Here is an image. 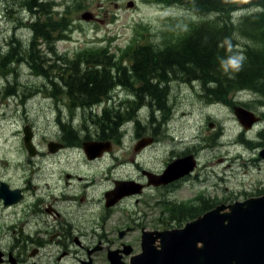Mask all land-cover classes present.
Masks as SVG:
<instances>
[{"label":"rangeland","instance_id":"obj_1","mask_svg":"<svg viewBox=\"0 0 264 264\" xmlns=\"http://www.w3.org/2000/svg\"><path fill=\"white\" fill-rule=\"evenodd\" d=\"M130 1H134L136 7H128ZM55 2L58 4L56 6L59 9V14H57L56 17L53 15V18H57V20L59 17H65L61 15V10L63 9V12H67L65 8L68 9L69 5L71 6L73 12L69 10L68 17L72 18L70 26L67 29L68 32L63 33L61 40L58 38L57 42H53V51H51V41L48 43L41 41L39 42V46H37V41H35L34 46H37V48L35 50L34 47V50L31 51V44L35 36L31 24L36 21L38 15L34 12L33 14L27 13V10H23V8H25L24 5L22 8L21 5L14 4V0H0V55H3L0 56V63L6 54L10 56L13 51L17 54V58H15V54H12L14 61L11 60L9 64L8 59L7 62H3L5 68H0V178L4 181L7 174H9L7 168H11L7 162L12 161L11 154L15 156V151H18V156L27 126H29L33 132V136H31V144H33V146H31L28 151L30 152L31 149H34L35 152L39 150V152L42 151L43 154L48 150L47 146L50 142H53V146H55V142L61 137H64L66 131L62 128V124L66 125L67 131L74 130L80 137L98 136L100 130H98L95 125L92 128L91 126L87 128L88 122L84 121L83 118V115L91 113V107L94 108L96 105L90 103L86 106L85 110H77L74 109L73 106H70L67 101L69 99L61 100L59 103L61 94L59 98L55 97L57 98V104L55 103V98H53V85L51 82L55 84L59 82L57 86H61V78H63L64 82V77L66 76L65 66H67V60L73 58V54H75L76 50L79 52V49H81V54H83V49L88 50V54L84 56L79 54V60L83 61V63L85 61L87 62L86 59L88 57L99 58V55H104L108 59L113 58V53L118 52L119 49L123 50L126 45L128 46L131 38L134 39L135 36H137V30L139 33L143 31V26H145V32L149 30L147 34L144 32L145 36H147V40L143 42H145V44L146 42L149 43L151 39V44H159L161 48H164L169 42V37L164 33L176 32L175 28H177L178 20L181 19L179 16H183V11H185L180 3L169 5V7L165 6L162 0H157V3H155V0H153V3L151 0H51V3H53V12L57 11L54 5ZM59 2L61 3L60 6ZM46 10L47 8L45 7V12ZM242 10L243 9L233 14L231 13V18L235 20V14H239L240 16L249 14V10L246 12ZM259 12H261V9L258 7L251 8V13ZM85 13H91V22L82 20V16ZM185 14L189 16V18L185 16L184 22L185 26H188V23H191L190 21L194 19V16L188 11L185 12ZM93 15L95 17L94 20ZM49 16L51 17V14ZM175 16H177V18H175ZM197 17L198 20L196 19L193 22L205 23V18H207L209 22L216 18L217 15ZM201 18H203L205 22H203ZM224 21L231 25L230 20L227 18L223 19L220 23ZM25 22H29V24H25ZM167 26H169V28H167ZM173 26H175V28H173ZM171 28H173V30H171ZM235 34L237 36V33ZM238 38H240V36ZM236 40L238 42V39ZM244 42L243 44L238 42L236 45L238 51H245L243 47ZM106 46L111 49H107ZM157 50H159L158 54L159 52L163 53V50L160 48H157ZM49 51L51 55H49ZM155 52L156 50L153 51V53ZM33 56L35 57L33 58ZM115 57V59L113 58L112 65L116 69L107 67V70L113 75L114 73H119L120 76L121 71L125 69L127 70V75L129 76L130 73L131 76L129 79L131 88H129V84H127V88H129L133 94H131V92L127 94V90L123 87V90H125V98H127V96L131 98V100H129V98L125 100V98H123V104L128 101L134 104L137 102L139 94L144 93L142 104L146 107L142 105L139 110H137L139 114L135 112V114H137V116H135V114L128 115L127 110L130 111V106L125 105L121 107V110H125V112H121L117 105L119 118L122 116L123 118L121 119L123 122H121L119 126L117 135L115 136V134H113V138H115V140L121 138L119 142L121 146L124 144L125 148H121L119 151L114 152L113 156L115 160H110L109 166H107L108 163L103 164V172L107 170L105 174L100 170L101 178L105 176V180L103 181H106L107 176L111 177L113 175L117 177L119 170H121V174H123V176H119V180L132 179L133 174L137 175V178H140L142 177L140 174L142 169L151 173V176H161L167 171L168 166L178 161L179 158L191 159L194 157L195 160H191V163L195 162V169H197L186 175L188 177L184 176L171 183H167L163 185L165 188L162 187V189L159 187H151L146 195L151 201V210L153 211L155 209L154 203L158 198L161 200L167 198V208H164V206L161 207L163 208V210H161L162 213L165 212L163 217L167 221V224H170V215L177 212L173 206H175V208L179 206L181 210H179L177 214L185 216V214L188 215V213H186L188 209L195 207L199 208L200 205H198V203L201 202L202 199L209 200V197H214L213 199L218 203V201L223 198H232V201L236 203L239 202V200H249L252 193H258L260 191L259 189H264V160H261V158H263L261 155L264 152V123L262 122L259 124L258 128H252L251 132H246L245 126L241 122V120L247 122V118L251 119L249 112L256 115L259 113V115L264 114V93L262 95L243 89L231 91L227 96L228 98L223 100V102H221V100L210 101L207 89L215 85L209 83L204 84L200 79H196L201 73V71L199 72L198 70L194 73L195 78L191 79L193 82L183 81L185 79H183L182 76L174 80L171 74H169L171 78H169L167 74H165L167 78H163V75L159 74V76H149L148 80L147 76H143V78L147 80V82H144L147 86L145 87V91L142 90L139 92L141 84H143V79L141 78V80H139L133 75V70L131 68L133 62L127 63L129 62L128 59L127 62H125L123 57L119 54H115ZM76 58L77 54H75V59ZM158 58L159 60L156 61L158 63L161 62L158 67H163V55H159ZM54 60L57 66L54 64L53 70H55V72H51V64L54 63ZM121 62L123 63L121 64ZM70 63L71 60H69V64ZM3 64L1 66H3ZM127 64L129 68H127ZM41 66H43V68L41 69V74H39V68H41ZM80 70L84 71L83 67ZM96 70L99 72V78L88 77L85 79L86 82L94 79L99 82L100 80H104V70L101 69V67H97ZM100 70H103V72ZM64 72L65 75L63 76ZM107 82H109V80H107ZM117 82H119V78H117ZM145 84H143V86H145ZM115 86H117V84H115ZM133 86H135V88H133ZM119 90H121V88H119ZM123 90H121V96H123ZM133 90H137L139 94ZM61 91L63 92V86H61ZM66 91L67 89L65 92ZM134 93L137 96H135ZM10 94H15V96ZM113 94H115V90H113ZM22 96L23 100L21 99ZM121 96L119 103H121ZM63 97H65L64 92ZM111 97L113 98V96ZM83 100V102L87 101V97L83 96ZM115 100L117 102L116 96ZM92 101L94 102L93 99ZM113 104L115 103L113 102ZM109 106H111V102ZM241 107L243 108V112H239V108L241 109ZM95 108L96 110L94 112H98L97 108H100V106L98 105ZM235 108H237V110H235ZM113 110H115V107H113ZM117 110H115V116L117 115ZM167 110L169 112H167ZM245 110H247V112ZM235 112L242 114L241 120L236 117ZM245 114L247 118H243ZM125 116L133 118L135 123L133 120H129L127 117L125 118ZM153 116L155 119L154 123H152ZM113 120L115 121V119ZM117 122H119L118 119ZM136 124H139V126L136 127ZM107 126L109 127L108 124ZM141 126L143 128H141ZM112 128L113 126H111V129ZM147 128H151V130H149V138H147L150 141L147 142L145 146L152 147L149 149V152H145L143 158L139 161V166L142 167L140 169L137 166V160H139V158L136 157L135 163L131 162L132 158H134L133 147L137 143V140L140 141L136 146L140 147L141 142L145 140V134H147L145 130H147ZM28 129L29 128H27V130ZM31 130H29L30 134ZM107 130H105V136H107ZM135 130H137V132H135ZM253 130L256 131L253 132ZM137 133L141 134V136L136 137ZM259 133H261V137L257 136ZM119 134H121V136H119ZM151 134H156L157 137H155V139L150 138ZM109 136H111L110 130ZM109 136H107V144H109ZM33 138H35V140H33ZM155 140L159 142V144L154 145L153 142H155ZM101 144H103V142H101ZM107 144H105V147ZM25 145L26 144L23 142V146ZM69 147L72 152L77 153V150L73 149L70 143ZM25 150H21V154L23 155L22 157L19 156L22 161L26 155ZM28 151L27 158H29ZM140 151L141 147L137 152ZM39 152L38 155L34 156V154V157H32L38 160L40 169L37 168V174L34 173L35 171H30L31 169L35 170V168H31V166H33V164L37 166L36 160V162L29 164V169H24L25 174H21V178H25L24 181L29 180V178L33 180V175L31 174V172H33L35 174V182H37L38 175L41 188H43L44 184L48 182L47 177L52 176L51 164L49 163L51 162V158L49 156L48 162L46 159L47 156L43 158V154H41V158L39 159ZM194 152L197 154H193ZM17 156H15V164H17ZM72 157L70 153L64 158L61 164H59V161L54 162V164H58L56 168L58 170H60L61 167L71 169L74 162ZM27 158H25V164ZM120 161H125L124 166ZM15 164L13 165V169L15 168ZM111 164L113 165L111 166ZM105 166H107V168ZM121 166H123L122 169ZM135 166H137V170H135ZM110 167L115 170L113 174H109ZM149 168L151 170H149ZM124 170L127 174L123 172ZM115 172H117V174H115ZM66 173L68 174V172ZM89 176H91V174L86 171V179H89ZM56 177L58 176L56 175ZM31 180H29V182H31ZM92 181L93 178H91V182ZM13 182L17 184V179H14ZM35 182L33 183L35 184ZM88 182L89 180H87V184H89ZM19 185H22L21 180H19ZM37 185L39 188V184ZM93 186L95 187L97 185L93 184ZM108 186L107 184V188H105L104 184L101 190H99V186H97V192L102 193V191L111 188V186ZM179 186L181 187L179 188ZM90 187L91 184H89V190ZM167 188H169V190H167ZM151 190L155 192H151ZM39 192H41V190H39ZM202 192H204L203 196L201 195ZM83 194L85 195V192H83ZM149 194L153 197L149 196ZM100 195L101 194H99V196ZM243 195H245V198ZM39 196H41V194H39ZM197 196L202 197L199 198V201L196 200L194 202ZM87 197H89L88 194ZM96 197H98L97 194ZM179 201H184V205ZM131 202L127 205L131 208V212H135V208H141L140 205L142 202L137 204L133 202V206H131ZM230 205L232 204H227V208ZM187 206H189V208H187ZM220 206L221 204H218L213 210H208L207 214ZM139 209H137V212ZM157 210L159 211V209ZM69 212L74 216L79 214V212L76 213L75 211ZM83 212H85V210H83ZM83 212H81V218L83 217ZM137 212L135 213L137 214ZM169 212H171V214H169ZM157 213L158 212L155 214ZM198 213L199 212L194 211L189 214L188 219L181 218L184 220L176 221L173 227H179L184 230L191 220L194 222L203 217V215H199ZM177 214H175V216ZM86 216L87 214L85 213V217ZM179 224H181V226H179ZM87 226H89V224ZM81 228L83 229V227ZM4 233L5 234H3L2 229L0 240L1 234H3V240L8 239L9 236H13L7 228ZM23 236H25V234H23ZM3 240L1 241V248H3V246H5V248L11 246V244H9L11 240L8 239L5 244H3ZM198 245L203 247L202 243ZM157 248L160 250L162 249L161 245ZM158 254L160 256L159 252ZM161 255L162 257L165 256V252L162 251ZM165 258H163V260H165Z\"/></svg>","mask_w":264,"mask_h":264},{"label":"flooded vegetation","instance_id":"obj_2","mask_svg":"<svg viewBox=\"0 0 264 264\" xmlns=\"http://www.w3.org/2000/svg\"><path fill=\"white\" fill-rule=\"evenodd\" d=\"M87 51L88 50L83 49V54H81V49H79V52L76 50L75 54H77V58L75 59V54H73V58H69V60H71L70 64L69 60H67V66H65L66 76L64 77L66 79L64 82L63 79H61V86H63L65 97H63L61 86H57L59 82H57V84L52 82L53 98H59L61 94L59 103L61 100L69 99L67 101L70 106H73V108L77 110H85L86 106L90 103L96 106L99 105L100 108H97L98 112H94L96 106L94 108L91 107V113L84 114L83 118L84 121L88 122L87 128L89 126L92 128L95 125L100 132L97 137H80L74 130L67 131L66 125L62 124L61 126L66 133L63 138L61 137L55 142V146H53V142H50L45 154H43L42 151L39 152V150H37L35 152V150L32 149L31 152L35 154L34 156L38 155L39 152V159L41 158V154H43V158L47 156L46 159L48 162L49 156L51 158V162L49 163L51 164L52 176L47 177L48 182L44 184L43 188H41L38 175L37 182H35V174H37V168H39L38 160L37 158H32L34 156L30 155L26 145L23 146V142L25 144V137H23L21 150H25L26 147L25 158H27V151L29 154L26 164L25 158H23V161L19 158V156L22 157L23 155L21 154V150H19L18 156V151H15L17 164H15V156L11 154L12 161L7 162V164L11 166V168H7L9 174H7L5 181L0 178V233L3 229V234H5L4 231L7 228V230H10L13 234L12 237H8V239L11 240V242H9L11 246H8V248H5V246L1 248V241L3 240V234H1L0 264H153L158 260L161 262L160 264H163L165 261L163 258H165V256L162 257L161 252L163 251L165 240H163L162 236L164 233L181 229L179 227H173L176 221L184 220L181 218L188 219L189 214L194 211L199 212V215H204L208 210H213L218 204L231 203L232 198H223L216 203L213 199L214 197H209V200L202 199V201L198 203L200 209L197 207L190 208L186 212L188 215L185 214V216L177 214V212L181 210L179 206H177V208L173 206L177 211L175 212L177 215H172L171 212H169V214H171L169 219L170 224H167V221L163 217L165 212L162 213L161 211L163 210V208H161L162 206L167 208V198H165V200L158 198L154 203L155 209L153 211L151 210V201L146 196L151 187H159L160 189H162V187L165 188V186H163L165 184L156 185L151 183V173L142 169L140 172L142 177L140 178H137V175L133 174L132 179L119 180V176H123L121 170H119V174L115 172L117 177L113 175L111 177L107 176L106 181H103L105 180V176L101 178L103 164L108 163L107 166H109L110 160H115L113 156L114 152L119 151L121 148H125L124 144L121 146L119 142L121 138H119V140L113 138V134H115V136L117 135L119 126L121 122H123L121 119L123 117L121 116L119 118V110L125 105L130 106V111L127 110V112L128 115H131L135 114L142 105L145 106L142 104L144 93L139 94V92L142 90L145 91V89L141 87L139 92L133 90L139 94V98H137V102L139 103L135 102L133 104L128 101L123 104L125 90H127V94H129V92H131V90H129L131 84H129L128 80L129 88H127V84H125L126 81L119 80V82H117L119 73H114V75L109 74L108 76L112 78L109 82H103L101 80L100 82L95 81V84L99 83V86H102L105 92L100 93L99 97L96 98L94 102L92 100L89 101L91 97H87V101L83 102V94L75 90L76 85L81 86L82 84H86V81L82 82V77L79 75L89 73V77H93L96 68L101 67L102 69L104 66L102 62L99 61L100 59L92 60L90 63L86 61L83 63V61L79 60V54L84 56L88 54ZM124 53L126 54V52ZM115 54L120 55V51L113 53L112 57L114 59L116 58ZM49 55H51L50 51ZM113 58L111 59L112 61ZM124 60L127 62V59ZM98 62L99 64H97ZM82 67L84 71L80 70ZM110 67L111 69L115 68L113 65ZM127 68H129L128 64ZM103 84H105V87ZM115 84H117V86H115ZM123 87L125 90H123ZM119 88L123 90V96H121V90H119ZM133 88H135V86H133ZM66 89L67 91L65 92ZM113 90H115V94H113ZM131 94H133V92H131ZM10 95L15 96V94ZM111 96H113V98ZM115 96L117 97V102ZM120 96L121 103H119ZM135 96L137 95L135 94ZM57 98H55L56 104ZM127 98H129V96H127ZM127 98H125V100H127ZM21 99L23 100V96ZM129 100H131V98H129ZM110 102L111 106H109ZM113 102L115 104H113ZM117 105L119 106V110H117ZM113 107L117 110L116 116ZM121 112H125V110H121ZM137 114H139V112H137ZM137 114H135V116H137ZM259 114L255 117L258 123L253 125L252 128H257L259 124L262 122L264 123V114ZM126 117L129 118V116H125V118ZM110 119H112V129L111 126L108 127L107 124H105V121L108 122ZM113 119H115V121ZM117 119L119 122H117ZM129 120H133V118H129ZM133 122L135 123L134 120ZM137 126H139V124H136V127ZM141 128L143 127L141 126ZM107 129L110 130L111 136H109V130ZM105 130L108 132L109 144H107ZM149 130H151V128L145 130L147 134H145V140L140 144L141 151L137 152L140 147L136 146L140 140H137V143L133 147L134 158H132L131 162L135 163L136 157L139 158V160H137V166L140 169L142 167L139 166V161L143 158L145 152H149V149L152 147L142 145L144 142L150 141L147 139L149 138ZM135 132H137V130H135ZM31 136H33V134H31ZM119 136H121V134H119ZM139 136H141V134L137 133L136 137ZM257 136L261 137V133ZM155 137H157L156 134H151L150 136V138L154 139ZM35 138H33V140H35ZM99 141L103 142V144ZM69 143L72 145L73 149L77 150V153L71 151ZM105 144H107L106 147ZM153 144H159V142L155 140ZM70 153L74 159L72 168L67 169L66 167H61L60 170H58L56 168L58 164H54V162L59 161V164H61L64 158ZM193 154L197 153L194 152ZM36 160L37 166H35V164L31 166V168H35V170H30L35 171V174L31 172L33 180L29 178L31 182H29V180L24 181L25 178H21V174H25L24 169H29V164L36 162ZM120 162L124 166L125 161ZM14 164L15 168L13 169ZM113 164H111V166ZM107 166L105 167L107 168ZM123 166H121V169ZM137 166H135V170L138 169ZM149 170L151 169L149 168ZM86 171L91 174L89 179L85 177ZM114 171V168L110 167L109 174H113ZM66 172H68V174ZM105 172H107V170ZM105 172H103V174H105ZM123 172H125V170ZM165 172L161 176L155 177L158 179L162 177ZM125 174H127V172H125ZM56 175L58 177H56ZM91 178H93L92 182ZM14 179H17V184L13 182ZM19 180L22 182L21 186L19 185ZM87 180H89L88 183L91 184L90 190ZM33 182H35V184ZM37 184H39V188ZM93 184L99 186V190H101V187L103 188L104 184L105 188H107V184L109 185L108 187L111 186V188L101 193L97 192V186L94 187ZM180 187L181 186H179V188ZM39 190H41V192H39ZM167 190H169V188H167ZM259 190L258 193H252L251 197L264 195V189ZM83 192H85V195ZM151 192L155 191L151 190ZM39 194H41V196H39ZM87 194L89 197H87ZM96 194L98 197H96ZM99 194L101 195L99 196ZM203 194L204 192L201 193L202 196ZM149 196H151V194H149ZM202 196H197L194 202L196 200L199 201V198ZM243 196L245 198V195ZM131 201L135 204L142 202L140 209L135 208V212L139 209L137 214L134 211L131 212V208L127 206ZM133 202H131V206H133ZM183 203L184 201L181 202L182 205H184ZM157 209H159V211ZM83 210H85V212H83ZM69 211L79 212V214L74 216L71 215ZM81 212H83L82 218ZM156 212L158 213L155 214ZM85 213L87 214L86 217ZM88 224L89 226H87ZM179 226H181V224H179ZM81 227H83V229ZM23 234H25V236H23ZM8 239L3 240V244H5ZM160 245L162 248L161 250L157 248ZM3 249L8 251H4ZM157 251L160 253V256Z\"/></svg>","mask_w":264,"mask_h":264},{"label":"trees","instance_id":"obj_3","mask_svg":"<svg viewBox=\"0 0 264 264\" xmlns=\"http://www.w3.org/2000/svg\"><path fill=\"white\" fill-rule=\"evenodd\" d=\"M162 1H164L163 3H165V6L180 3V5L184 7L183 9H185V11H183L184 14L183 16H179L181 19L178 20L177 28L173 26V28L176 29V32L164 33L169 37V42L164 48H161L158 43V45L151 44V39L149 40V43L146 42L145 44V42H143L147 40L145 34L149 32V30L145 32V26H143V31L140 33L137 30L138 37L135 36L134 39H131L128 46L124 49L127 51L126 55L124 54V56H122L123 59L129 60L127 63L133 62L131 68L135 77L139 80L142 78L143 84H145L144 82H147L149 76H159V74L163 75V78H167V76L171 74V76L174 77V80L179 77L181 78L182 76L183 79H185L183 81L193 82L191 79L195 78L194 73L198 70L199 72L201 71L202 75L200 73L196 79H200L204 84L209 83L215 85L211 86L210 89H207L210 101L221 100V102H223V100L228 98L227 96L231 91L243 89L263 95L264 0ZM151 2L153 3V0H151ZM155 3H157V0H155ZM14 4H19L22 8L24 5L25 8H23V10H27V13L33 14L34 12L38 15L36 21L31 24V26H33V32L35 33L34 41L31 44V51L34 50V47L36 50L41 41L47 43L51 41V51H53V42H57L58 38L61 40L63 33L68 32L67 29L70 26L72 18L68 17L71 6L69 5L68 9L65 8L67 12H63L62 9L61 15L65 17H59L57 20V18H53V15L56 17L57 14H59V9L56 6L58 4L55 2L54 5L55 8H57V11L53 12V3H51V0H14ZM60 5L61 3L59 2V6ZM45 7L47 8L46 12ZM253 7H258L261 9V12L251 13V8ZM241 9L245 12L249 10V14L241 16L235 14L236 17L235 20H233L230 16L231 13L239 12ZM187 11L193 14L194 19L190 21L191 23H188V26H185V16H187L185 12ZM71 12L73 11L71 10ZM50 14L51 17L49 16ZM211 15H217V17L209 22L207 21V18H205L206 22L201 18L205 23L193 22L196 19L198 20L197 16L210 17ZM175 18H177V16H175ZM187 18H189V16H187ZM225 18L230 20L231 25L225 21L220 23ZM25 24H29V22H25ZM167 28H169V26H167ZM173 28H171V30H173ZM235 33H237V36ZM239 36L242 40L238 38ZM236 39H238L240 44H243L245 40L243 46L245 49L244 52L236 49V45L238 44ZM35 41H37V46H34ZM106 48L110 49L108 46H106ZM157 48L163 50V53L159 52L158 54L159 50H157ZM154 50H156L155 53H153ZM12 54H15V52H11L10 56L9 54H6L7 57L4 56L2 58L0 68H5L3 62H7L8 59L9 64L11 63V60H13ZM159 55H163V67H158L161 64V62L158 63L156 61L159 60ZM34 57L35 56H33V58ZM15 58H17V54H15ZM100 58L101 60L99 61L104 65V68L102 67L104 70L103 82L112 80V78L108 76L111 72L107 70V67L112 65V58L108 59L106 56L101 55L99 58L88 57L86 60L90 63L93 59ZM233 60L239 61V67H236L231 63ZM122 63L123 62H121V64ZM2 64L3 66H1ZM54 64L55 60L54 63L51 64V72H55V70H53ZM97 64H99V62ZM55 66H57V64H55ZM42 68L43 66L39 68V74H41ZM103 70L101 72H103ZM165 74H167V76H165ZM79 76L82 77V82H85V79L89 77V73H85V75L83 73ZM99 76V72L95 70L93 77L99 78ZM143 76H147V80H145ZM171 76H169V78H171ZM130 78V73L128 76L127 70L124 69L121 71V75L119 76L120 81H126L125 84H128ZM95 81L98 80L94 79L88 81L89 83L86 82V84H82L81 86L76 85L75 90L82 93L83 96L91 97L89 101L92 99L96 101V98L99 97L100 93H104L105 90L102 86H99V83L95 84ZM143 84H141V87L145 89L147 85L145 84V86H143ZM103 86L105 87V84H103ZM167 112L169 111L167 110ZM154 122L155 119L153 116L152 123ZM105 124L111 126L112 119L108 122L105 121Z\"/></svg>","mask_w":264,"mask_h":264},{"label":"water","instance_id":"obj_4","mask_svg":"<svg viewBox=\"0 0 264 264\" xmlns=\"http://www.w3.org/2000/svg\"><path fill=\"white\" fill-rule=\"evenodd\" d=\"M134 5V2L128 4L129 7ZM82 19L90 21L91 13H85ZM236 115L241 120L242 114L236 112ZM241 122L249 129L255 121L247 118V122ZM25 141L30 149L29 129ZM191 160L193 158L173 162L162 177L151 176V183L167 184L188 175L195 168ZM226 209L228 211L223 212ZM163 235L166 243L164 264H264V196L236 202L228 208L222 205L188 223L184 230ZM201 243L203 247L198 245ZM153 264H160V261Z\"/></svg>","mask_w":264,"mask_h":264},{"label":"clouds","instance_id":"obj_5","mask_svg":"<svg viewBox=\"0 0 264 264\" xmlns=\"http://www.w3.org/2000/svg\"><path fill=\"white\" fill-rule=\"evenodd\" d=\"M231 63L236 66V67H239V61L238 60H233L231 61Z\"/></svg>","mask_w":264,"mask_h":264},{"label":"bare ground","instance_id":"obj_6","mask_svg":"<svg viewBox=\"0 0 264 264\" xmlns=\"http://www.w3.org/2000/svg\"><path fill=\"white\" fill-rule=\"evenodd\" d=\"M45 62V61H44ZM228 210L226 209V210H224L223 212H227Z\"/></svg>","mask_w":264,"mask_h":264}]
</instances>
